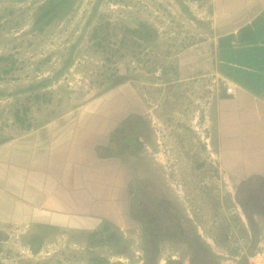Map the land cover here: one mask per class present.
<instances>
[{
	"label": "rangeland",
	"instance_id": "374dc122",
	"mask_svg": "<svg viewBox=\"0 0 264 264\" xmlns=\"http://www.w3.org/2000/svg\"><path fill=\"white\" fill-rule=\"evenodd\" d=\"M49 1L0 0V141L100 98L129 107L119 119L129 137L138 116L147 128L117 240L79 245L44 230L34 251L29 235L8 238L22 231L14 226L0 231V264L210 263L194 259L186 238L165 237L174 215L211 262L257 264L264 212L240 202L253 207L242 195L263 186L225 171L216 154L215 103L232 89L209 64L210 0H69L36 22Z\"/></svg>",
	"mask_w": 264,
	"mask_h": 264
},
{
	"label": "crops",
	"instance_id": "0c3cea01",
	"mask_svg": "<svg viewBox=\"0 0 264 264\" xmlns=\"http://www.w3.org/2000/svg\"><path fill=\"white\" fill-rule=\"evenodd\" d=\"M210 3L209 64L232 89L215 103L217 159L240 181L259 183L264 178V0ZM106 100L0 141V231L20 227L31 239L46 230L52 239L83 245L104 223L128 218L144 120L138 116L142 120L131 125L135 136L129 137L119 122L129 107L119 112Z\"/></svg>",
	"mask_w": 264,
	"mask_h": 264
},
{
	"label": "trees",
	"instance_id": "16d2710c",
	"mask_svg": "<svg viewBox=\"0 0 264 264\" xmlns=\"http://www.w3.org/2000/svg\"><path fill=\"white\" fill-rule=\"evenodd\" d=\"M68 1L69 0H50L48 2V8L44 12L41 13V15L38 17L36 22H39V21L43 20L45 17H47L48 15L53 13V11H55L60 6L62 8H64L63 5L65 3H67ZM51 19H53V16H51L48 21H50ZM139 118H140V120H142L141 117H139ZM142 123H143L144 129H146L147 127H145V122H142ZM259 183L262 184V186L264 187V178ZM263 190L264 189H262L261 191H259V189L257 191L255 190V193L253 195L248 194V192L245 194L246 196L243 194L242 196L244 198H242V200L246 201V198H248L249 200L252 199L251 201H252L253 207L250 206V208L248 209L245 206H243L245 202H240V204L242 206V209L250 210L248 212H250L251 214H260V213L264 212V210H263L264 209V203L262 202L263 200H260L259 197H258L259 193L262 192ZM250 191H249V193H252V191L251 192ZM242 196H240V197H242ZM255 208H257V209H255ZM245 210H244V212H245ZM177 216L178 215H174L173 216L174 218L172 219V221H173V224H175V221H176L178 226L177 225H175V226L173 225V227H174L173 230H171L173 227L171 226L172 228H170V226H169L168 230H166L167 233L164 234L165 237L170 235V237L172 238L174 235L179 234L182 238H186L187 242H189L191 245H195L196 246V248L194 250V253H193V257H194L195 260L204 261V259L206 257L208 260L213 261L212 260L214 258L213 255H211L208 252L203 254V252L201 253L200 250L197 249V248H199L198 244L203 245V243L199 241V238L196 235H193L191 233L188 235L187 232H185V229L181 226L180 221L181 222L183 221V222H186V223H187V221L184 220V219H181V218L179 220V217H177ZM247 217L250 219V216H247ZM176 218H178V219L176 220ZM250 225H251V228H252V226H253L252 222H250ZM166 227H168V225H165L164 229ZM117 235H118L117 229L115 227H113L110 223L107 222V223H104L102 232H100V233L92 232L89 235L88 244L90 246H94V245L95 246H97V245H111V241L114 242V240H117V237H116ZM159 236H160L159 232L154 233V237H159ZM39 239H40L39 236H35V237L31 238V240H30L31 247H33L32 249H34V251H37L38 248H39V244H36V242H35V241H37ZM154 239L155 238H151L150 241H154ZM154 258L155 257L150 258L149 261H152ZM93 260L95 261V259H93ZM97 260L99 262L104 263V260H102V259L97 258ZM241 260H242L243 264H247V256H242ZM211 261L208 264H215V263H213ZM152 263H153V261H152Z\"/></svg>",
	"mask_w": 264,
	"mask_h": 264
},
{
	"label": "built area",
	"instance_id": "2783aa9c",
	"mask_svg": "<svg viewBox=\"0 0 264 264\" xmlns=\"http://www.w3.org/2000/svg\"><path fill=\"white\" fill-rule=\"evenodd\" d=\"M22 235L21 230L12 231L11 235H8V238L18 239V237ZM246 237V236H245ZM257 260V264H264V248L259 249L253 256ZM249 264L251 262L249 261Z\"/></svg>",
	"mask_w": 264,
	"mask_h": 264
}]
</instances>
